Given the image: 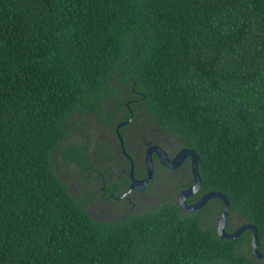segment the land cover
Instances as JSON below:
<instances>
[{"label": "trees", "instance_id": "1", "mask_svg": "<svg viewBox=\"0 0 264 264\" xmlns=\"http://www.w3.org/2000/svg\"><path fill=\"white\" fill-rule=\"evenodd\" d=\"M138 114L264 253V0H0V264H264L217 235L219 199L96 219L69 190L62 163L86 174L100 126Z\"/></svg>", "mask_w": 264, "mask_h": 264}, {"label": "flooded vegetation", "instance_id": "2", "mask_svg": "<svg viewBox=\"0 0 264 264\" xmlns=\"http://www.w3.org/2000/svg\"><path fill=\"white\" fill-rule=\"evenodd\" d=\"M133 102L137 104V99ZM130 103L131 101L126 104L127 108ZM130 115H132L131 111ZM140 120L138 114L131 121L117 122L115 125L112 123L113 128L100 126L101 133L96 135V140L104 141L103 144L110 142L114 152L112 155L98 157L100 152L97 150L94 154L96 142H92L93 145L89 150L92 156L91 168L86 174L79 168L67 165L66 162L59 167L58 174L63 182L71 188L88 192L87 205L94 211L92 213L96 219L110 215L124 217L123 209L139 211L144 207L154 208L169 200L168 196L175 198L177 203L180 193L192 186L190 158H185L176 168L168 169L161 164L165 160L154 153H152V181L144 189L133 185L134 181L140 182L147 177L145 159L150 148L161 149L167 162L170 163L185 149L179 140L163 131L158 125L143 126L140 125ZM121 129H124L123 135L120 133ZM121 142L124 150L121 148ZM131 165H133L134 181L130 175ZM196 194L186 199L188 205L196 204L203 196L197 197Z\"/></svg>", "mask_w": 264, "mask_h": 264}, {"label": "water", "instance_id": "3", "mask_svg": "<svg viewBox=\"0 0 264 264\" xmlns=\"http://www.w3.org/2000/svg\"><path fill=\"white\" fill-rule=\"evenodd\" d=\"M121 148L124 150L123 143L121 142ZM152 153L157 155L159 158H161L162 161L161 164L165 166L168 169H174L176 168L185 158H190L191 162V174H192V186L188 188L187 190L180 193V195L177 198V206L185 212H192L201 209L209 200L211 199H219L223 202V208L221 211L220 216L217 219L216 222V233L220 238L229 239V240H235L240 235H242L244 232H250V250L252 255L258 259V260H264V253L259 252L258 250V231L255 229V227L251 225H242L240 226L236 231L232 233H227L225 231V224L228 218L229 214V203L226 197L220 193L216 192H210L205 195H203L199 201L194 205H188L186 203V199L194 194H196L200 187L201 182L198 175V156L197 154L190 150V149H183L177 156L175 160H173L171 163L167 162L166 156L164 153H162L161 149H158L157 147L150 148L147 151V156L145 159L146 164V171H147V177L145 180L136 182L133 179V165H131V179L134 181L133 185H138L140 189H144L149 182L152 181L153 176V167H152ZM135 183V184H134ZM133 187V186H132ZM131 187V188H132Z\"/></svg>", "mask_w": 264, "mask_h": 264}, {"label": "rangeland", "instance_id": "4", "mask_svg": "<svg viewBox=\"0 0 264 264\" xmlns=\"http://www.w3.org/2000/svg\"><path fill=\"white\" fill-rule=\"evenodd\" d=\"M65 183V182H64ZM65 185H67L68 186V184L67 183H65ZM69 187V190L71 191V192H73L75 195H77L78 193H81L82 192V190L81 189H78V188H71L70 186H68ZM75 191V192H74ZM90 208V207H89ZM90 210L92 211V212H94L91 208H90Z\"/></svg>", "mask_w": 264, "mask_h": 264}]
</instances>
